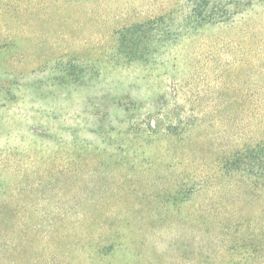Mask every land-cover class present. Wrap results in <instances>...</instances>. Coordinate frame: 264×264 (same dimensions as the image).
<instances>
[{"label": "rangeland", "instance_id": "rangeland-1", "mask_svg": "<svg viewBox=\"0 0 264 264\" xmlns=\"http://www.w3.org/2000/svg\"><path fill=\"white\" fill-rule=\"evenodd\" d=\"M190 9L0 0V264H242L264 244V0L199 32ZM171 189L196 190L179 216Z\"/></svg>", "mask_w": 264, "mask_h": 264}, {"label": "trees", "instance_id": "trees-1", "mask_svg": "<svg viewBox=\"0 0 264 264\" xmlns=\"http://www.w3.org/2000/svg\"><path fill=\"white\" fill-rule=\"evenodd\" d=\"M257 1L258 0H245L243 4L238 3L235 5L233 4L231 5V1L229 0H190L191 9L188 12L185 20L187 21L188 27L196 29V32L205 31L208 28L231 25L235 22L236 18L239 15L244 14L247 10L253 7L254 3H256ZM135 29H136V26H134L133 28H129L128 30L129 32H131L132 30L135 31ZM190 33L194 34L195 32H190ZM127 39L131 41L129 38H127L126 35H124L123 46L128 51H130ZM253 148L255 149L254 151L255 154L261 157V159H264V138L261 141H259ZM249 149L246 148V149L238 150L231 156L232 158H229L230 160H228V162L233 163L234 165H238L237 167L238 172L244 171V169L241 167V161L242 159H244L246 154L249 155L250 152H253L252 150L249 152ZM177 192L178 191L176 190L172 191V189L169 190L168 192L167 198H168L169 205H167L165 208L167 210L165 213L166 216H169V215L179 216L180 213L182 212L183 203L189 200L190 195L195 193L196 190L195 189L188 190L186 197L180 198V199L178 198ZM158 194L161 196L162 193L158 192ZM125 231L126 230H124V232ZM120 232L121 233H118L117 236L114 235L109 239L107 238V240H105V235L103 234L100 235V238L102 240L108 241L107 249H109L110 251L111 249L115 248V246L117 247L120 244H123L124 241L127 242L128 240L131 244L134 243V240H132L130 236L128 239L126 238L127 237L126 233H123V231H120ZM7 242L8 240L0 239V250H3V248L7 246ZM236 243H237L236 246H233L230 248L232 251L243 249V248H248V247H244L243 245L244 243H242V241L240 240H238V242ZM230 249H229V252L230 254H232L231 253L232 251ZM260 250H264V244L259 245L255 243V244L250 245L249 249L244 250L243 252L240 253L243 259L241 260L242 264L247 263L250 259H252L255 255H257ZM198 253L200 254L199 251H197V255ZM196 257L192 258L193 261H197ZM207 257H208L207 259L209 260L212 258V256H207ZM231 259H233V257L230 258L229 261H232ZM197 264H199V262Z\"/></svg>", "mask_w": 264, "mask_h": 264}]
</instances>
